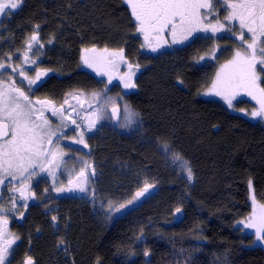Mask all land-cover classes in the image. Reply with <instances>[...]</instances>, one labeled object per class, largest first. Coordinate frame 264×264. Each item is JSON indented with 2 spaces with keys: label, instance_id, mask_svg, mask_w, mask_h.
<instances>
[{
  "label": "trees",
  "instance_id": "obj_1",
  "mask_svg": "<svg viewBox=\"0 0 264 264\" xmlns=\"http://www.w3.org/2000/svg\"><path fill=\"white\" fill-rule=\"evenodd\" d=\"M215 1L201 14L212 16ZM27 5L22 26L50 21L51 32L63 31L58 57L66 68H73L71 50L81 42L126 38L135 50L149 48L129 3L128 15L119 0ZM198 32L173 47L165 31L152 40L156 51L137 55L147 66L129 103L142 123L130 134L102 129L94 141L96 197L124 207L104 218L70 204L58 226L49 217L37 221L40 264H264V242L239 225L253 211L251 188L264 205V125L200 96L216 64H198L211 50L195 42ZM164 145L189 165L192 182L168 166Z\"/></svg>",
  "mask_w": 264,
  "mask_h": 264
},
{
  "label": "flooded vegetation",
  "instance_id": "obj_2",
  "mask_svg": "<svg viewBox=\"0 0 264 264\" xmlns=\"http://www.w3.org/2000/svg\"><path fill=\"white\" fill-rule=\"evenodd\" d=\"M39 1L48 4L56 2V0ZM119 4L128 15L127 0H119ZM27 7V0H22L17 9L11 10V15L0 16V63L5 65V68L0 69V91L15 96V93H10L8 90L13 86L19 88L28 97V102L32 104L33 108L38 110L36 114L43 113L41 119H46L47 125H50L51 122L63 123L62 128L56 132L54 138H51V145H46L50 151L59 145L62 156L57 160L60 167L55 172V180L45 172L33 184L28 185L27 191L23 192L25 198H21L19 191L8 192L9 189L21 188L19 179L12 180L11 177H8L4 180V185L0 186V206L8 209L5 213L0 214L3 217L0 219V246H7L11 241L10 247L7 248L5 264H27L29 257L31 264H40L35 244L39 230L36 225L37 221L47 220L49 217L51 222L58 226L56 223L66 206L79 204L91 208L95 202L100 200L95 193L98 185L94 154V141L98 138L97 132L101 130L100 128L118 130L125 116V108L130 106L129 98L137 92L138 77L147 66L137 61V55L154 52L150 47L135 50L129 45L126 38L119 41L114 40L113 37L99 38L79 43L76 52L71 50L70 55L75 61L73 68H66L58 57L63 31H60L59 34L51 32L50 21H29L27 25L22 26L21 18L27 16ZM137 23V21L134 22L135 27ZM33 34L38 36V41L31 40ZM29 44H31V49H29ZM38 49L39 54L37 55ZM85 49L89 51L85 52ZM105 49L108 51L105 52ZM120 49H123L126 62L117 60L115 66L107 64L105 58L110 59L109 54ZM25 54H27V62H25ZM85 56L94 62L95 68L113 76L111 84H106L107 74L100 75L94 68L84 64L82 57ZM128 64L133 65L132 71L135 74L132 75L131 80L136 85L135 88H124L123 81L120 79L121 76L128 73ZM9 65L11 67H8ZM13 69L16 70L13 71ZM40 69L47 70V75L41 74L40 79L30 86L28 80L20 75V71L23 70L27 77L34 79L36 72ZM81 77L85 78L82 85H80ZM125 79H127L126 76ZM93 93L97 95V100H93ZM76 96L79 98L83 96L84 100L74 99ZM106 97L110 98L107 102ZM65 100L68 103H65ZM19 102L22 105L28 103L22 99ZM89 104L92 106L89 107ZM113 106L117 107L116 115L112 114ZM54 109L56 115H53ZM95 109L99 110L103 117L98 122V125L102 126L91 133L83 132L82 126L90 116V114H85L93 112ZM73 120L76 122L75 124L72 123ZM77 125L80 127L77 128ZM81 133H83V144L78 143ZM85 161L95 169V175L92 176L91 170L86 169V172L89 173L88 182L84 185L86 191L80 192L76 187L78 183L76 173L79 172ZM69 179L73 180V184L68 183ZM29 181H25L24 184ZM54 183L56 189L63 187L65 191L60 192L56 189L50 191L49 188ZM68 188H72L73 191L68 192ZM12 198H15V207H13ZM25 203L27 204L26 208L23 207ZM53 216L56 217L55 221L52 219Z\"/></svg>",
  "mask_w": 264,
  "mask_h": 264
},
{
  "label": "snow or ice",
  "instance_id": "obj_3",
  "mask_svg": "<svg viewBox=\"0 0 264 264\" xmlns=\"http://www.w3.org/2000/svg\"><path fill=\"white\" fill-rule=\"evenodd\" d=\"M21 2L22 0H0V16L11 15V10L17 9ZM127 2L131 5L132 15L138 22L136 25L137 31L143 34L145 44L152 48V51H156V48L152 47V40L159 41L161 34L165 31L171 34L174 43H183L193 32L211 31L214 33L223 28L219 19H217L216 25L210 23L205 25L203 23L207 16L202 15L200 10L212 7L208 0H127ZM216 3L218 6L227 9L228 14L224 16L225 21L237 20L239 22L241 29L239 39L246 45V50L243 53L237 51L234 59L221 67L212 85V90L215 95L222 96L230 107L237 93L240 90L245 91L259 105L258 108L251 111L250 115L264 120V88L259 87L260 75L257 70V65H260L259 72H264V0H235L232 3H229V0H216ZM6 10L9 11L6 12ZM213 12L215 13V9H213ZM243 29H247L250 34V42L245 39ZM229 30L231 31V29ZM178 35L180 39H177ZM31 40L38 41V36L33 34ZM29 49H31V44H29ZM84 51L88 52L89 50L85 49ZM92 51H95V49H92ZM104 51L107 52L108 50L105 49ZM36 54H39V49ZM109 55L110 59L105 58L106 63L109 65L115 66L117 60L126 62L124 61L123 49L113 51ZM82 59L84 64L94 68L98 74H107L106 84H111L113 76L110 73L95 68L94 62L89 60L88 57L85 56ZM25 62H27V54H25ZM127 66L129 69L128 73L125 74L127 79H125V76H121L120 79L123 81L124 88H135L136 85L131 80L132 75L135 74L132 71L133 65L128 64ZM8 67H11V65ZM3 68H5V65L0 63V69ZM15 70L13 69V71ZM41 74L47 75V70L40 69L37 71L34 79L27 77L23 70L20 71V75L28 80L29 86L39 80ZM8 91L15 93V96L0 91V185H4V180L8 177H11L12 180H21V188L13 190L19 191L21 198H25L22 191L24 182L31 180L33 176L41 172H47L55 180L54 169L59 167L57 152L50 151L46 146L51 145V137L55 133L46 127L48 121L41 119L43 113L36 114L38 110L33 108L32 104L28 102V97L19 88L13 86ZM92 98L93 100L98 99L95 93L92 94ZM21 99L28 103L22 105L19 102ZM74 99L78 100L79 96L74 97ZM109 99L106 97V102ZM65 103H68V101L65 100ZM91 106L89 104V107ZM125 111H128L127 107ZM112 114H117L116 106H113ZM53 115H56L55 109ZM92 115L96 116L97 120L103 118L99 110L92 113ZM70 116L71 110L69 111V118ZM72 123L75 124L76 122L73 120ZM94 126L95 121H90L87 130L91 131ZM79 127L80 125H77V128ZM9 133H11L10 136ZM5 137L8 138L5 139ZM78 143H84L83 133H81V139ZM85 147H87L86 144ZM164 150H168L167 145H164ZM175 158L180 159L178 156ZM181 163L184 162L181 161ZM86 169L91 170L92 176L95 175V169L92 168L91 164L87 161L83 162V166L76 173V180L78 181L76 187L79 188L80 192L86 191L84 185L89 178ZM184 169L186 178L191 181L193 176L191 168L184 163ZM68 183L73 184V180L69 179ZM149 187L151 185H146L144 191H147ZM56 191L63 192L65 189L60 187ZM67 191L72 192L73 189L68 188ZM92 192L94 194V189ZM142 194V192H139L137 196ZM12 199L13 207H15V198ZM252 199L255 202L254 196ZM109 206L111 207V205ZM23 207L26 208L27 204L25 203ZM122 207L124 205H120V208ZM259 207L261 209L260 214L257 215L254 211L253 217L246 226L255 229L256 239L264 242V205ZM120 208L115 210L119 211ZM6 211L8 209L0 206V214ZM176 211L179 212L180 209L177 208ZM2 218L0 216V219ZM52 219L55 221L56 217L53 216ZM10 245L11 241L7 246H0V264H5V258L8 254L7 248ZM27 264H31L30 257Z\"/></svg>",
  "mask_w": 264,
  "mask_h": 264
},
{
  "label": "rangeland",
  "instance_id": "obj_4",
  "mask_svg": "<svg viewBox=\"0 0 264 264\" xmlns=\"http://www.w3.org/2000/svg\"><path fill=\"white\" fill-rule=\"evenodd\" d=\"M235 2V0H229V3ZM213 9H215V13L213 12ZM212 9V16L210 14L207 15L208 17V23L212 24V25H216V21L217 19H219L220 24L223 25V28H221L220 30L216 31V32H202L199 31L197 33V35L199 36V38L195 41L196 43H200V45H205L208 44L211 46V50L209 52H205L203 54H201L199 56L198 59V64L202 65L204 63H206L207 61H210L212 63L216 64V73L215 76L212 80V82L210 83V85H208L207 87H205L201 92H200V96L203 99H209V100H213V101H218L221 104L225 105L226 107H228L229 109H231L233 112H235L238 115H241L245 118H247L248 120L255 122V123H260L262 125H264V120H262L259 117H252L250 115L251 111H253L254 109L258 108L259 105L257 103L256 100L252 99L251 96L247 95V93L243 90H240L237 95L235 96V98L232 100V105L231 107L229 106V104L227 103V101L222 97V96H217L214 94L213 90H212V85L216 80V76L217 73L220 72V69L223 65L227 64L229 61L233 60L235 57V54L237 51L243 53L246 50V45L244 44L243 41H241L239 39V33L241 31L240 27H239V22L237 20L234 21H225L224 20V16L227 15V9L223 6H218L216 1L214 3V7ZM209 12V11H208ZM206 16V15H205ZM216 17V18H215ZM206 20L205 19L203 22H205L206 25ZM217 27H219L217 25ZM231 29V31L229 30ZM244 35H245V39L249 40L250 42V34L247 32V29H243ZM135 32L132 30L131 34L133 36V40L134 41H138V37L134 34ZM233 33H236L235 35ZM130 34V35H131ZM171 39H169L171 41L172 45H176L178 42L174 43L172 37L170 36ZM177 39H179V37H177ZM200 40H202V42H200ZM260 69V65H257V70H258V74L260 75V79L258 81L259 87L264 88V73L263 72H259ZM70 100V99H69ZM79 101H83L84 98L83 96H80V98L78 99ZM128 111L125 112V116L121 122V124L119 125L118 131L120 133H124V134H130L132 132H134L135 130H137L141 123V117L139 116V114L134 111L130 106H127ZM97 109H95V111L93 110V112H96ZM93 112L90 113H84L85 115L90 114L89 119L86 120V122H84L82 129L83 132H94L96 131V129H98V127H101L100 124L98 125L99 120L97 121L95 119V116L92 115ZM131 114V115H129ZM90 121H95V126L91 129V131H88V126ZM60 124H56L54 122H51V126L47 125L48 129H51L53 133L56 134V132L62 128L63 123L59 122ZM102 129H110V128H100ZM112 129V128H111ZM54 136V135H53ZM51 138H54V137ZM168 150L165 151L164 150V146L162 147V151L163 154L165 156L166 159V163L168 164V166L170 168H172L173 170H176L181 177H183L185 180L189 181L186 178V172L184 169V163H186L179 155H177L176 153H174L171 148L167 145ZM57 152V160H59L60 156H62V153L60 151V147L59 145L54 147V150ZM179 157L180 159L177 160L175 157ZM181 161H183L184 163H181ZM187 164V163H186ZM187 166L189 167V165L187 164ZM60 167V166H59ZM58 168H55V172L59 170ZM45 172H41L36 176H33L32 179L24 184L22 191L26 192L28 185L33 184L38 178H40L41 176L44 175ZM193 180V176L191 181ZM1 186V185H0ZM56 189V184L54 183L53 185L50 186L49 190H55ZM8 192L13 193L14 190L13 189H9ZM253 191L251 188V202L253 205V211L251 213V215L245 219L242 220L239 225L242 227L243 231L245 233H248L250 235H254L255 236V229L253 228H248L246 225L250 222V219L253 217V213L255 211V213L257 215L260 214L261 209H260V205L259 203L253 202ZM111 205V207L109 206ZM117 208V205L113 204L112 202H109V200H98L97 202H95L91 209L93 210L94 213H98L100 216L104 217V218H109V216L111 214L114 213L115 209ZM256 237V236H255ZM258 240L256 239L255 242H257Z\"/></svg>",
  "mask_w": 264,
  "mask_h": 264
},
{
  "label": "water",
  "instance_id": "obj_5",
  "mask_svg": "<svg viewBox=\"0 0 264 264\" xmlns=\"http://www.w3.org/2000/svg\"><path fill=\"white\" fill-rule=\"evenodd\" d=\"M10 134V133H9ZM8 137H5V139H7Z\"/></svg>",
  "mask_w": 264,
  "mask_h": 264
}]
</instances>
